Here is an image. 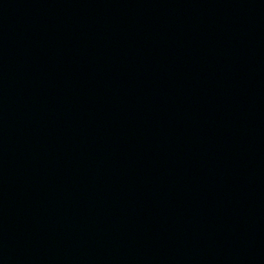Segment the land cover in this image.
Masks as SVG:
<instances>
[{"label": "water", "instance_id": "95a60500", "mask_svg": "<svg viewBox=\"0 0 264 264\" xmlns=\"http://www.w3.org/2000/svg\"><path fill=\"white\" fill-rule=\"evenodd\" d=\"M0 264H264V0H0Z\"/></svg>", "mask_w": 264, "mask_h": 264}]
</instances>
